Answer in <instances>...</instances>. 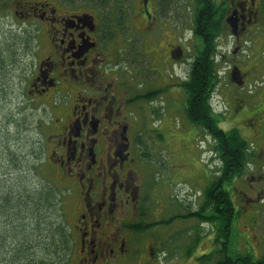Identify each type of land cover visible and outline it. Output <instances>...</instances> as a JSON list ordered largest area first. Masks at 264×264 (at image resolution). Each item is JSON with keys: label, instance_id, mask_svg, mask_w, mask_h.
Wrapping results in <instances>:
<instances>
[{"label": "flooded vegetation", "instance_id": "af4514ba", "mask_svg": "<svg viewBox=\"0 0 264 264\" xmlns=\"http://www.w3.org/2000/svg\"><path fill=\"white\" fill-rule=\"evenodd\" d=\"M128 4L112 24L57 0H0V102L14 93L10 73L24 70L19 99L39 118L31 126L32 152L22 156L29 159L28 174L35 183L42 173L55 195L60 192L61 237L68 247L58 255L38 250L36 260L27 264L173 261L172 240L159 233L166 212L153 207L158 189L152 187L150 146L143 135L162 125L164 115L175 110L181 87L186 89L188 76L181 77L179 68L186 64L185 51L195 52L191 69L207 48L201 31L206 10L208 34L215 37V74L221 83L216 67L226 65L232 86L226 93L228 111L234 117L241 112L230 122L252 146L260 143L258 167L246 174L258 182L249 202L257 201L264 229V112L255 113L252 97L257 96L243 93L258 82L257 72H264V0ZM187 34L193 38L188 44ZM11 39L19 40L12 56ZM219 50L229 57L221 61ZM248 69L255 70V78ZM153 117L156 123L145 124ZM25 133L16 132L14 140L26 142Z\"/></svg>", "mask_w": 264, "mask_h": 264}, {"label": "rangeland", "instance_id": "374dc122", "mask_svg": "<svg viewBox=\"0 0 264 264\" xmlns=\"http://www.w3.org/2000/svg\"><path fill=\"white\" fill-rule=\"evenodd\" d=\"M189 23L190 21L187 18L185 24L187 25ZM175 40L177 42V38ZM191 40H193L192 36L187 34L186 44ZM223 40L226 41V38ZM18 45L19 40L11 39V56L12 53L19 50ZM219 52L220 56H223L221 61H224V56L229 57L228 54L224 53V50H219ZM185 53L183 62L185 63L186 61V64L179 68H183L184 70V74H181V77L187 79L195 52L191 49L185 51ZM218 64L223 65L222 62ZM216 66L218 65L216 64ZM216 68L219 70L217 73H219L221 83H218L216 91L211 95V102L213 103L215 101V104L217 103L222 110V113H218V108L214 109V114L220 120L218 121L219 128L224 132H229L236 129L230 121L234 120L241 112H235L237 115L234 117L232 116L234 112L228 111L230 109V101L226 93L232 86L229 84L227 78V72L225 70L227 67L224 65L220 69L218 67ZM23 72L24 70L20 72L18 68L10 73L9 89L10 91L14 90V93L10 92V95H14L15 97L8 103L0 104V124L3 121L1 118L3 114L15 118V120L20 122L17 124V127L15 124L8 127V118H6V121L3 123V131L0 130V144L5 150H7L8 139H4L3 136L8 137L10 135V151L13 157L20 155L22 151H24L25 156L29 150L32 152V146L29 145V142H31V126L33 119L35 118L37 120L39 118L37 114H34L32 110L27 108L28 104L25 106L26 110H24L22 101L19 99L20 91L23 89L22 86H19V76ZM248 72L251 77H254L255 70L252 72L248 69ZM257 75L259 77L258 82L256 84L253 83L255 85L245 89L243 92L246 94L245 92L248 90L251 94L257 96V98L252 97L254 103L257 105L255 113L264 112V72L259 70ZM187 100V90L181 87L179 97L176 96L173 100L175 110L164 115L162 125L160 124L157 129L152 130V133L144 135V139L147 140V145L150 146L148 147V149L150 148L148 157L150 156L152 158V162H147L148 165L152 166V187L155 190L158 189L157 197L153 200V207L156 210L166 212V217L162 219L166 222H163L165 225L161 226L159 233L165 234L166 236L169 235L172 240L169 253L173 255V261L171 260L170 264H201L198 261L200 258L204 255L211 254L214 250V252L219 250V245H216L214 241L215 233L213 225L205 220L202 221L188 217V214H191V212L196 213L204 205L203 192L215 182L216 177L219 175L218 169L220 168V164L213 151L214 142L212 138L202 128L195 127L189 123L186 116ZM178 104L179 109H177ZM40 116L45 119L44 114H40ZM241 116L245 118L247 114H241ZM156 121L157 119L153 117L147 119L145 124L149 123L151 125L154 122L156 123ZM242 123H244L243 126L248 128V122L245 123L244 121ZM21 127H24L26 132L25 138H28L26 142L18 139L16 141L14 140L17 128L20 129ZM2 141L6 146H3ZM257 145L260 147V143ZM2 152H0V157ZM254 159L251 165L257 168L258 166L254 164L257 162V155ZM17 164L9 170L6 167L4 171V163L2 164L0 162V185L4 186L7 196L10 194L8 189L11 188V192H14L16 188L22 191L35 189L38 183L50 186V183L43 178L42 173L41 175H37L39 177L36 178L37 180L39 179L38 183H35L34 179L29 176L30 166L27 157L23 160V163L20 162V167ZM24 167L26 171L25 178L19 181L14 180V178H19V176L23 175L20 172ZM11 173L13 174V178H9ZM246 173L243 179H235L229 188L237 213L236 221H233L232 229L229 233V243L235 245L240 252L251 250L254 256L256 255V258H259L264 256V229L261 228L257 201L253 203L249 202V199L253 195L252 188L257 189L258 182L256 179L252 181L251 176ZM52 181L57 184L55 180ZM227 188V186H224V190ZM59 193L57 189V194L59 195ZM23 199L18 198L17 202L19 201V204H21L23 203ZM59 200L61 201V199ZM2 216L0 213V264H20L18 263L17 257L14 258L12 256V254L14 255V251L11 242H13L12 238L14 234L13 232H9L5 225L8 220L5 217L2 218ZM7 216H10L8 212ZM204 216L207 218L209 214L206 213ZM48 218L49 214L46 211L41 213L42 220H47ZM198 228H200V232ZM195 230L201 235V240L197 239ZM32 244L34 247L29 245V250L39 245L38 241ZM215 261L213 259L212 264Z\"/></svg>", "mask_w": 264, "mask_h": 264}, {"label": "trees", "instance_id": "16d2710c", "mask_svg": "<svg viewBox=\"0 0 264 264\" xmlns=\"http://www.w3.org/2000/svg\"><path fill=\"white\" fill-rule=\"evenodd\" d=\"M57 1L64 5H71L77 9L88 10L89 13H94L112 24L126 13V9L129 6L128 3H130V0ZM203 16L207 19H204V21L207 22L202 23L201 31L203 34L204 32L211 34L209 11L206 10ZM206 34L203 38L207 41V48L197 56V64L193 65L189 70L188 81L185 85L188 93L186 116L191 125L202 128L212 138L214 142L213 151L220 164V168L218 169L219 175L216 177L215 182L203 192L204 205L196 213L191 212V214H188V217L202 221L205 220L213 225L215 233L214 241L216 245H219V250L217 252H214V250L211 254L204 255L198 261L201 264H212L213 259L216 260L214 264H264V259L260 260L256 258V255L254 256L251 250L240 252L235 245L229 243V233L232 229L233 221H236L237 218L229 188L235 179H243L247 169L252 167L251 163H253L256 156L255 148L257 150V147L252 146L249 141L244 139L238 130L234 129L224 132L219 128L218 121L220 120L217 119L210 104L211 95L214 94L219 83V78L215 74L212 53L214 51L212 45L215 37L209 34L206 37ZM13 97L10 95L9 100L1 101L0 104L8 103ZM1 118L3 121H1L0 130L2 131L6 118H8V127L14 124L17 127V124L20 123L15 118L5 114L1 115ZM23 132L24 127L17 128V135H22ZM3 138L8 139L7 146L2 141L3 146H6L7 150L3 149L0 144V152L3 151L0 162L4 163V171L6 167L7 170L13 168L17 164V161L19 164L17 165L20 167V162L23 163V160L26 159L24 155L22 156L24 151L20 155L13 157L10 151V135L8 137L3 136ZM150 160L152 162V158ZM23 170H25V167L20 172L23 175L19 176V178H14V180L19 181L25 178ZM9 178H13L12 173L9 175ZM224 186L228 188L224 190ZM8 190L9 196L5 194L4 186L0 185V213L3 215L2 218L5 217L8 220L5 224L7 229L10 233L13 232L14 234L12 238L13 242H11L14 251V255L12 254V256L14 258L17 257L18 263L27 264L31 260L35 261L38 250L41 252L52 251V253L54 252L58 255L62 249L68 248L67 240L61 237V201L59 200V195H55L53 188L38 183L35 189L29 191L18 190V188L14 192H11L12 188ZM18 198H24L23 203L19 204V201L17 202ZM44 211L49 214L47 220L41 219V213ZM7 212L10 215L9 217L7 216ZM206 213L209 214L207 218L204 216ZM55 221L57 223L56 226L52 225L51 227L50 223H54ZM198 231L200 232V228H198ZM50 232H54V235L48 237L47 235ZM195 233H197V230H195ZM45 236L47 237L45 238ZM197 239L201 240L199 233H197ZM35 241L39 243L36 247L37 249L29 250V245L34 247L32 243Z\"/></svg>", "mask_w": 264, "mask_h": 264}, {"label": "bare ground", "instance_id": "6f19581e", "mask_svg": "<svg viewBox=\"0 0 264 264\" xmlns=\"http://www.w3.org/2000/svg\"><path fill=\"white\" fill-rule=\"evenodd\" d=\"M222 152V151H221ZM239 160V159H238Z\"/></svg>", "mask_w": 264, "mask_h": 264}]
</instances>
